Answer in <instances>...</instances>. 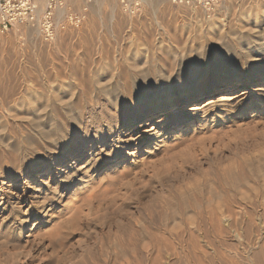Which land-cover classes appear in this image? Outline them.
<instances>
[{"label":"rangeland","instance_id":"1","mask_svg":"<svg viewBox=\"0 0 264 264\" xmlns=\"http://www.w3.org/2000/svg\"><path fill=\"white\" fill-rule=\"evenodd\" d=\"M257 1L264 2L221 0L208 10L204 0H166L153 10L143 0H28L31 12H24L25 0H0V181L6 184L0 185V264H264V257L255 258L264 253V201L241 199L223 178L230 171L240 178L245 173L250 185L263 187L264 95L258 90L264 87V71L241 101L170 124L127 162L120 154L85 176L88 148L83 147L75 162L81 168L61 194L58 180L49 187L33 176L18 182V173L39 152L66 145L74 151L87 131H107L115 120H128L118 128L125 140L139 105L133 101L146 88L166 87L162 96L174 106L181 93L235 83L255 67L254 58H264V37L225 39L224 51L207 41L199 44L196 22L204 25L217 17L218 24H233L240 9ZM60 10L64 14L58 18ZM10 11L25 21L14 20ZM263 23L250 25L264 32ZM36 28L37 36L28 34ZM130 36L145 39L146 55L133 56ZM31 89L37 90L36 100ZM129 147L133 152L134 143ZM70 173L68 168L56 178ZM44 196L50 198L42 206ZM122 210L129 215L122 216Z\"/></svg>","mask_w":264,"mask_h":264},{"label":"bare ground","instance_id":"2","mask_svg":"<svg viewBox=\"0 0 264 264\" xmlns=\"http://www.w3.org/2000/svg\"><path fill=\"white\" fill-rule=\"evenodd\" d=\"M146 4H148V6L150 8H152L153 10H156V5L160 2H163L164 4V1L166 0H143ZM175 1V0H173ZM188 2H192V3H195V2H198L199 0H186ZM162 6V5H161ZM35 8V7H34ZM155 8V9H154ZM238 9V8H237ZM146 10V9H145ZM11 12V17L14 18V20H20L21 23L22 21H25V16L22 15V14H16L14 13L13 11H10ZM64 13H62V11H58V18L61 17ZM165 17V16H164ZM163 18V17H162ZM217 17H215L216 19ZM215 19H208L210 21L206 22V24H202L200 25L199 22H196L198 24L197 25V28L196 26L194 27L195 29V33H197V41L199 42V44L202 42V41H207L208 43H211V44H216V46H219L220 50H227V46L226 45H223L224 42H226L228 40V38L230 39H233V40H240L241 39V36L244 37V39L246 40H249V39H252L253 38H256V36H258L257 34H260V36L264 37V32H259V29L258 28H254V25L253 27L251 26L252 25V21H254V23H256L257 21H262L264 20V2H254L253 4H249V6H246L242 9H240V12H239V15L235 18L236 22H234L233 24H224V20H220L219 24H218V19L217 21ZM121 21V20H120ZM118 21V23L120 22ZM198 21V20H197ZM226 22V21H225ZM110 23V22H109ZM117 23V24H118ZM167 23V22H166ZM232 23V22H231ZM251 24V25H250ZM260 24V23H259ZM166 25V24H165ZM172 25V24H171ZM187 25V24H186ZM195 25V24H194ZM226 26H228L226 29L224 28ZM116 26V25H115ZM119 26V25H118ZM156 26V25H155ZM160 26V25H159ZM190 26V25H188ZM203 26V27H202ZM251 26V27H250ZM257 26V25H256ZM161 27V26H160ZM165 27V26H164ZM169 27H171L169 25ZM168 27V28H169ZM192 27V26H191ZM190 27V28H191ZM213 27H218L217 30H214ZM263 27H264V23H263ZM112 28H115L114 26ZM111 28V29H112ZM159 28V27H158ZM162 28V27H161ZM160 28V29H161ZM166 28H167V25H166ZM172 28V27H171ZM170 28V29H171ZM174 28V27H173ZM187 28V26H186ZM190 28H187V29H190ZM117 29V27L115 28ZM114 29V30H115ZM39 30V29H38ZM38 30L37 28L34 30V31H29L28 34L29 35H36L37 36V33H38ZM118 30V29H117ZM116 30V31H117ZM121 30V33H122V29H119ZM112 31V30H111ZM140 31V30H139ZM144 31V30H143ZM166 30H164L165 32ZM168 31V30H167ZM182 31V30H181ZM264 31V28L263 30ZM119 32V31H118ZM141 32V31H140ZM156 32V31H155ZM117 32H115L116 34ZM144 33V32H143ZM148 33V32H147ZM146 33V35H147ZM152 33V32H151ZM118 34V33H117ZM120 34V33H119ZM137 35V34H136ZM256 35V36H255ZM39 36V34H38ZM115 36V35H114ZM119 36V35H117ZM116 36V37H117ZM121 36V35H120ZM124 36V35H123ZM133 36V35H131ZM130 36V37H131ZM139 36V34H138ZM145 36V35H143ZM196 36V34H195ZM203 36L205 38V40L203 39ZM255 36V37H254ZM129 37V38H130ZM252 37V38H251ZM119 41V37H117ZM121 38V37H120ZM124 38V37H123ZM121 38V39H123ZM127 38V37H126ZM132 40L135 38L131 37ZM139 38V37H137ZM144 38V37H143ZM260 38V37H259ZM115 39V37H114ZM112 39V40H114ZM120 39V40H121ZM152 39V38H151ZM225 39H227L225 41ZM229 39V40H230ZM42 40V39H41ZM50 40V39H49ZM111 40V41H112ZM124 40V39H123ZM131 40V39H130ZM145 40V39H144ZM140 39H134V43L136 44L134 47V53H133V56L137 57V54L138 53H141L143 55H146V50L147 48H145V44L146 42ZM194 40V39H193ZM192 40V41H193ZM196 40V39H195ZM235 40V41H236ZM115 41V40H114ZM116 41V42H117ZM122 41V40H121ZM129 41V40H128ZM154 41V40H153ZM157 41V40H156ZM195 41V42H197ZM234 41V42H235ZM251 41V40H249ZM255 41V40H254ZM109 42V40H108ZM125 43V40L123 41ZM230 42V41H229ZM237 42V41H236ZM103 43H107V42H103ZM111 43V42H110ZM118 43V42H117ZM131 43V42H130ZM133 43V42H132ZM133 43V45H134ZM160 43V42H159ZM9 44V43H8ZM102 44V43H101ZM115 44V43H113ZM121 44V43H120ZM127 44V43H126ZM155 44V43H152L151 42V46ZM232 44V43H231ZM239 44V43H238ZM248 44V43H247ZM263 44V42L261 43ZM260 44V45H261ZM108 45V44H107ZM106 45V46H107ZM111 45V44H110ZM118 45V44H117ZM123 45V44H122ZM129 45V44H128ZM131 45V44H130ZM131 45V46H133ZM198 45V44H197ZM113 46V45H112ZM240 46V45H239ZM244 46V45H243ZM102 48V46H99V48ZM111 47V46H110ZM119 49H120V46L118 45ZM125 47V46H124ZM128 47V46H127ZM126 47V48H127ZM162 47V46H161ZM235 47V46H234ZM246 47V46H245ZM248 47V46H247ZM251 47V46H250ZM106 48V47H105ZM125 48V49H126ZM150 48V46H149ZM164 48V47H163ZM162 48V49H163ZM236 48V47H235ZM239 47H237L238 49ZM241 48V47H240ZM261 48L264 49V45L262 46L261 45ZM117 49V48H116ZM131 49V48H129ZM129 49L126 50V53L129 52ZM153 49V48H152ZM152 49H149L151 51H153ZM157 49V48H155ZM234 49V48H233ZM257 49V48H256ZM101 50V49H100ZM104 50V49H103ZM122 50V49H121ZM148 50V51H149ZM239 50V49H238ZM108 51V49H107ZM107 51H103L105 52L104 54H106ZM120 51V50H119ZM123 51V50H122ZM147 51V52H148ZM166 51V50H165ZM169 51V50H168ZM242 51V50H240ZM259 51H261V49H259ZM111 52V51H110ZM115 52H118V51H115ZM131 52V50H130ZM215 52V51H214ZM101 53V52H100ZM99 53V54H100ZM108 53V52H107ZM113 53V52H111ZM121 53V52H120ZM150 53V52H149ZM239 53V52H238ZM243 53V52H242ZM103 54V53H102ZM116 54V53H115ZM118 54V53H117ZM123 54V53H121ZM130 54V53H129ZM151 54V53H150ZM112 55V54H111ZM119 55V54H118ZM149 55V54H148ZM48 56V55H47ZM102 56V55H101ZM106 56V55H105ZM103 55V58L105 57ZM108 56V55H107ZM113 56V55H112ZM123 56V59H124V54L122 55ZM132 56V55H131ZM132 56V57H133ZM120 57V56H118ZM134 57V58H135ZM168 57V55H167ZM235 57V56H234ZM102 58V59H103ZM109 58V57H108ZM101 59V60H102ZM107 59V58H106ZM115 59V58H113ZM131 59V58H129ZM164 59V58H162ZM101 60H99L101 62ZM116 60V59H115ZM118 60V59H117ZM132 60V59H131ZM151 62L150 64H153V62L155 61V58H151ZM246 60V59H245ZM254 64H255V67H252L253 69L249 70L247 73L245 74H242L239 76V78L237 79V81L234 83V82H228L226 83L223 88H212V89H207L206 91H202V92H193V93H181L179 94L177 97H176V101H175V104L174 106H171V100L166 97L165 95L162 96V94L165 93V89L166 87H162V88H158V87H154V88H146L143 90V94L140 95V97L136 98L133 103L135 105L139 104L138 105V108L135 109L134 113H133V116L130 118L131 122H132V126L130 128V131L126 134L128 135V137L125 139V140H121L120 139V134L121 132L119 131V126L120 125H124L126 124V122H128L127 119H118L114 121V123L112 125H109V128L107 129V131H104L102 128L100 129H97L94 133L90 134L89 131H87L86 135L84 136V139H82L81 141V145H79L74 151L71 150L67 145H63L65 147H61V146H58L59 148H57V151H44V152H39L38 155H37V159L35 161H32L30 162V167L27 168V170H25L24 172H19L18 173V182H21L22 183L24 182V184L26 183V181L28 180L29 177H35L36 178V182H41V184H43V186H46V187H49L50 185V182L51 183H55L57 180L58 182H60V184L58 185V187L56 188L59 189L57 191H59L58 193H60V190L64 187L65 184H67L70 180L71 182H74V175L79 171V169L81 168H76L75 167V162H76V159H78V157L80 155L83 154L84 152V148L87 146L88 148V160L86 161V163L88 164L87 165V169L83 170V175L85 176H88L92 167L96 166V165H99L103 160L107 159V160H111L112 159H117L118 156H120V154H124L125 155V160L124 162H127L129 156H133V153L136 152V150L139 148L140 145H142L145 141H147L148 139H151L152 136L156 135L157 133L159 132H165L169 127L170 124H173L175 122H179L181 120H185V119H189V120H193L196 116H198L199 113H201L202 115L205 114L206 112L212 110L215 105L219 104L221 107L222 106H226V104H232V103H235L237 102L236 100L238 98L239 101H241L244 96L247 95L248 91L250 90V86H252L255 81L258 79V75L263 73L262 71H264V69L260 70V66L261 65H264V58H254ZM123 61V60H122ZM121 61V62H122ZM126 61V60H125ZM99 62V63H100ZM104 62V60H103ZM109 62V61H108ZM111 62V61H110ZM118 62V61H117ZM124 62V61H123ZM129 62V61H127ZM106 63V61H105ZM119 63V62H118ZM116 63V64H118ZM130 63V62H129ZM114 64V61L113 63ZM125 64V63H124ZM127 64V63H126ZM125 64V65H126ZM108 65V64H107ZM124 65V66H125ZM232 65V64H231ZM104 66V64H103ZM110 66V65H109ZM119 66V65H118ZM121 66H122V63H121ZM97 67L98 64H97ZM101 67V65H100ZM99 69H102L100 68ZM115 67V66H114ZM117 67V66H116ZM129 67V66H128ZM105 68V66H104ZM103 68V69H104ZM112 68V66H111ZM110 68V69H111ZM119 68V67H118ZM98 69V68H97ZM106 69V68H105ZM109 69V67H108ZM117 69V68H116ZM120 69V68H119ZM114 70V69H113ZM112 70V71H113ZM129 70V69H128ZM102 71V70H101ZM104 71V70H103ZM106 71V70H105ZM123 72V70H121ZM118 72V71H117ZM125 72V71H124ZM127 72V71H126ZM41 73V72H40ZM99 73V72H98ZM114 73V72H113ZM112 73V74H113ZM110 74V75H112ZM122 74V73H121ZM120 73L119 75L122 76ZM126 74V73H125ZM118 75V74H117ZM116 75H114L113 77H115ZM126 76V75H125ZM46 78V77H45ZM96 79V78H95ZM121 79V78H120ZM124 79V78H123ZM46 80V79H45ZM91 80V79H90ZM112 80V79H111ZM114 80V79H113ZM122 80V79H121ZM125 80V79H124ZM3 81V80H2ZM41 81V80H40ZM52 81V80H51ZM58 81V80H57ZM117 81V80H116ZM50 82V81H49ZM91 82H93L92 84H94V81L91 80ZM90 82V83H91ZM110 82V81H109ZM108 82V84H110ZM123 82V81H122ZM4 83V82H3ZM54 83V82H53ZM107 83V82H106ZM105 83V84H106ZM156 83V82H155ZM164 83V82H163ZM2 84V83H1ZM45 84V83H44ZM104 84V85H105ZM124 84V83H122ZM121 84V86H122ZM47 85V83H46ZM54 85V84H53ZM58 85V84H57ZM99 85V84H96L95 87ZM104 85H101V86H104ZM113 85V84H112ZM261 85V84H260ZM1 86V85H0ZM45 86V85H44ZM43 86V87H44ZM86 86V85H85ZM93 86V85H91ZM99 86V87H101ZM107 86V85H106ZM111 86V85H110ZM171 86V85H170ZM264 86V85H263ZM36 87V86H35ZM34 87V88H35ZM56 87V86H55ZM105 87V86H104ZM108 87V86H107ZM106 87V88H107ZM126 87V86H125ZM53 87H49V89H52ZM69 88V87H68ZM81 88V87H80ZM98 88V86H97ZM96 88V89H97ZM111 88V87H109ZM48 89V88H47ZM48 89V90H49ZM127 89V88H126ZM61 90V89H60ZM87 90V89H86ZM92 90V88H91ZM93 90H94V87H93ZM92 90V91H93ZM110 90V89H109ZM108 90V91H109ZM83 91V90H82ZM81 91V92H82ZM96 91V90H95ZM100 91V90H99ZM98 91V92H99ZM106 91V90H105ZM111 91V90H110ZM109 91V93H110ZM117 91V90H116ZM259 92L263 93L264 95V87L261 88L260 90H258ZM14 92V90H13ZM36 92L37 90L35 89H31V95L33 96L34 100H36ZM86 92V91H85ZM84 92V93H85ZM103 92V91H102ZM52 93V92H51ZM83 93V94H84ZM96 93V92H94ZM45 94V93H43ZM57 94V93H56ZM81 94V95H83ZM89 94V93H88ZM91 94V92H90ZM89 94V95H90ZM101 94V93H100ZM131 94V93H130ZM73 95V94H72ZM105 95V94H104ZM110 95V94H109ZM219 95H223V97H219L218 100H216L215 98ZM54 96V94L52 95ZM75 96V95H74ZM86 96H87V93H86ZM98 96V95H97ZM111 96V95H110ZM48 97V96H47ZM50 97V96H49ZM55 97H58V96H55ZM60 97V96H59ZM71 97V96H70ZM84 97V96H82ZM88 97V96H87ZM92 97V96H91ZM107 97V96H106ZM104 97V98H106ZM121 97V96H120ZM243 97V98H242ZM62 98V97H61ZM74 98V97H73ZM103 98V97H102ZM148 98V100L151 101V103L149 105H146L145 104H142L143 102H146V99ZM46 99V98H45ZM49 99V98H47ZM55 99V98H54ZM89 99V98H88ZM91 99V98H90ZM108 99V97H107ZM53 100V98H52ZM87 100V99H86ZM48 101V100H46ZM50 101V100H49ZM54 101V100H53ZM63 101V100H62ZM69 101L71 102L72 101V98L70 100L69 98ZM91 101V100H90ZM119 101V100H118ZM42 102V101H41ZM52 102V101H51ZM50 102V103H51ZM59 101L57 100V103ZM63 102H66V101H63ZM62 102V103H63ZM96 102V101H95ZM106 102V101H105ZM104 102V103H105ZM112 102V100H111ZM43 103V102H42ZM56 103V102H55ZM130 103V102H129ZM52 104V103H51ZM50 104V105H51ZM66 104V103H65ZM70 104V103H69ZM67 105V106H71V105ZM73 104V103H72ZM107 104V102H106ZM75 105V104H74ZM97 105V104H96ZM101 105V104H100ZM110 105V104H109ZM235 105V104H233ZM15 106V105H14ZM54 107V104L51 105V107ZM62 106V104H61ZM73 106V105H72ZM77 106V105H76ZM74 106V107H76ZM105 106V105H104ZM189 106V107H188ZM218 106V105H217ZM216 106V107H217ZM57 107V105H56ZM93 107V106H92ZM122 107V106H121ZM188 107V108H187ZM230 107V106H228ZM40 108V107H39ZM66 108V106H64V109ZM72 108V107H71ZM101 108V107H100ZM99 108V109H100ZM111 108V107H110ZM63 109V110H64ZM77 109V108H76ZM75 109V111H76ZM92 109V108H91ZM171 109H174V111L170 112ZM19 110V109H17ZM44 110V109H43ZM85 110V109H84ZM111 110V109H110ZM118 110V109H117ZM7 111V109L5 110V112ZM9 111V110H8ZM72 111V110H71ZM100 111V110H99ZM107 111V110H106ZM109 111V110H108ZM66 112V111H65ZM69 112V111H67ZM89 112V111H88ZM87 112V113H88ZM96 112V111H95ZM94 112V113H95ZM18 113V112H17ZM70 114V112H69ZM83 114V113H82ZM107 114V113H106ZM112 114V113H111ZM81 115V114H80ZM99 115V114H98ZM102 115V114H101ZM82 116V115H81ZM79 116V117H81ZM111 116V115H110ZM204 116V115H203ZM95 117V116H93ZM102 117V116H101ZM104 117V116H103ZM68 118V117H67ZM89 118V117H88ZM127 118V117H126ZM72 119V118H71ZM80 119V118H79ZM86 119V118H85ZM39 120V119H38ZM92 120V119H91ZM90 120V121H91ZM102 120V119H101ZM84 121V120H83ZM95 121V120H94ZM80 122V121H79ZM16 124V123H15ZM90 124V123H89ZM106 124V123H105ZM88 125V123L86 124ZM69 126V125H68ZM161 126H163L161 128ZM66 128V127H65ZM161 129V130H160ZM86 130V128H85ZM58 132V131H57ZM75 133V132H74ZM1 134V133H0ZM48 135V134H47ZM53 135V134H52ZM55 135V134H54ZM84 135V134H83ZM122 135V134H121ZM115 136V137H114ZM43 138V137H42ZM45 138V137H44ZM59 138V137H58ZM46 139V138H45ZM55 139V138H54ZM42 140V139H41ZM48 140V138H47ZM46 142V141H45ZM68 143V142H67ZM134 143L135 145V149L134 151H130V148L129 145ZM60 145V144H59ZM84 147V148H83ZM73 148V147H72ZM142 161V160H141ZM117 160L114 161L113 164H116ZM199 165V164H198ZM63 166H66L64 169H63ZM84 167V166H83ZM82 167V168H83ZM68 168H71L72 170V173H70L68 176H65L64 179L62 178L61 180L60 179H57L56 176L59 174V173H63L66 169ZM96 168V167H95ZM19 169V168H18ZM82 170V169H81ZM255 170V169H254ZM230 171V170H228ZM92 172V171H91ZM17 173V172H16ZM67 173V172H65ZM230 172H227L223 178H225V180L227 182H229L230 186H232V190H234V193L236 192L237 195H239V197L243 200H247V201H264V173L262 174V172L260 173V178H261V183L263 185L262 188H257V187H254L252 186V184L250 185V183H252V180L249 182V178L247 177H244V174H240L242 177L240 178L237 175V177H235L234 173ZM257 172H253L251 174H254V176L256 175ZM251 174L249 176H251ZM258 174V173H257ZM10 176V175H9ZM47 176L48 177V180H46V182H43V179L44 177ZM246 176V175H245ZM257 177V176H256ZM251 179H255L253 178V176H251ZM12 182V181H10ZM17 182V183H18ZM49 183V184H48ZM5 184V181L4 180H1L0 181V185H4ZM6 185V184H5ZM240 185H242V187H240ZM13 185L9 184L7 187H11ZM243 186H246V190H243L241 191V188H243ZM31 187V186H30ZM34 187V186H33ZM2 188V187H1ZM240 188V190H239ZM62 193V192H61ZM60 193V194H61ZM210 193V192H209ZM51 194V193H50ZM41 195V194H40ZM46 195V194H45ZM235 195V194H234ZM221 196V195H220ZM50 197L49 196H44L42 197V201H41V205L43 206V204L46 202V200L48 201ZM36 202V201H35ZM260 202V203H262ZM31 203V202H30ZM40 204V203H39ZM34 205V204H33ZM196 206V205H195ZM194 206V208H195ZM264 206V205H263ZM44 208V207H43ZM40 209V208H39ZM41 210V209H40ZM222 210V209H220ZM42 211V210H41ZM39 212V211H38ZM132 212V211H131ZM226 212V211H225ZM121 215L122 216H125V215H129V211L128 210H122L121 211ZM219 213V212H218ZM163 214V213H162ZM222 217V216H221ZM220 217V218H221ZM215 223V222H214ZM195 224V223H194ZM194 226L193 224H190V226ZM201 225V224H199ZM198 225V226H199ZM215 225V224H214ZM216 226V225H215ZM206 227V226H205ZM200 228V227H199ZM152 240V239H151ZM155 242V241H154ZM133 243V242H132ZM137 243V242H135ZM136 246V245H135ZM221 256V255H220ZM261 257H264V253H258L255 255V258L256 259H259ZM262 259V258H261Z\"/></svg>","mask_w":264,"mask_h":264},{"label":"built area","instance_id":"3","mask_svg":"<svg viewBox=\"0 0 264 264\" xmlns=\"http://www.w3.org/2000/svg\"><path fill=\"white\" fill-rule=\"evenodd\" d=\"M205 1V3H204V6H205V8L206 9H210V10H213L214 8H216L219 4H220V2H221V0H204ZM179 2L181 3V2H187L186 0H179ZM52 6H53V1H50V3H49V5H48V7H47V9L48 10H51V8H52ZM23 9V11L24 12H26L27 10L29 11V12H31V10L29 9L30 8V5L28 4V0L26 1L25 0V2L24 3H22V6H21ZM3 26H2V31L3 30H5L6 28H7V25L5 24V23H3L2 24ZM48 27L49 26H47L46 27V29H45V31L46 32H48Z\"/></svg>","mask_w":264,"mask_h":264}]
</instances>
